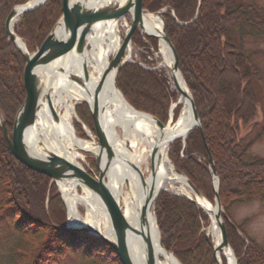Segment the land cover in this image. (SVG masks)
<instances>
[{"label":"trees","instance_id":"1","mask_svg":"<svg viewBox=\"0 0 264 264\" xmlns=\"http://www.w3.org/2000/svg\"><path fill=\"white\" fill-rule=\"evenodd\" d=\"M27 0H0V111L10 133L16 112L25 97L24 59L4 32V21L14 4ZM155 12L168 7L162 17L165 32L177 55V67L200 118L193 128L171 145L169 158L199 192L213 202L207 156L219 178L218 196L226 238L238 264H264V247L235 223L229 209L243 201H264V158L249 157L240 131L256 114L250 88L252 78L264 95V72L245 41L264 35V0H142ZM62 13L61 0H46L23 13L14 26L26 49L38 47ZM181 22V23H178ZM134 39L144 49L156 48L155 39ZM142 61L149 63L145 56ZM164 70L145 69L125 62L115 75V85L135 109L164 123L176 98L168 88ZM77 110L93 131L88 107ZM173 109V119L177 114ZM94 132V131H93ZM183 143V144H182ZM153 213L160 240L180 264H215L205 234L208 215L190 200L161 190ZM65 209L50 178L35 172L9 154L0 130V264H121L114 251L96 236L64 229ZM222 264L225 259L220 255Z\"/></svg>","mask_w":264,"mask_h":264},{"label":"bare ground","instance_id":"2","mask_svg":"<svg viewBox=\"0 0 264 264\" xmlns=\"http://www.w3.org/2000/svg\"><path fill=\"white\" fill-rule=\"evenodd\" d=\"M42 0H30L34 5ZM86 8H99L107 4L122 3L124 0H73ZM21 7L15 8L11 25L18 18ZM119 21L128 26L124 17L118 20H101L92 24L85 36V49L81 54L66 51L48 64L35 70L41 94L34 124L25 132L23 142L26 148L38 157L50 153L82 166L85 153L97 152L94 139L79 137L74 129L75 105L86 102L95 106L99 122L114 158L108 164L105 183L112 197L120 207L124 218L134 229L127 230V246L135 264H144L145 243L148 239L156 264H179L159 243L158 232L151 213V200L157 191L178 184L183 194L190 195L185 178L178 174L168 158V149L174 137H184L192 124L189 101L183 93L187 88L182 77L176 73L175 84L179 88L177 103L181 106L174 122L159 128L151 117L134 112L123 101L113 84L114 70L109 68L113 52L121 42ZM145 31L158 36V51L161 65L172 64L167 45L162 40V23L152 13L142 16ZM54 35L62 36V25L54 28ZM17 45L24 48L21 40ZM75 75L80 83L72 80ZM172 79V78H171ZM55 114V118L53 113ZM92 137V136H91ZM154 155L152 156V151ZM102 154L100 167L104 165ZM152 165V170L150 166ZM62 200L66 206L68 223L86 225L107 237L112 230L105 207L99 197L72 177L58 182ZM80 187V192L77 190ZM198 203L209 213L212 222L210 233L215 245L220 244V234L213 214L215 208L198 199ZM82 205L85 216L81 219L78 206ZM228 264H234L231 251L224 249Z\"/></svg>","mask_w":264,"mask_h":264},{"label":"water","instance_id":"3","mask_svg":"<svg viewBox=\"0 0 264 264\" xmlns=\"http://www.w3.org/2000/svg\"><path fill=\"white\" fill-rule=\"evenodd\" d=\"M29 1L30 0H27L25 3L14 4L11 10L9 11V13L7 14L5 21H4V32L9 37V39L12 41V43L15 45V47L19 50V52L22 54L23 59H24L23 83H24V88H25V97H24V100L21 106L19 107L18 111L15 114V117L12 123L11 134L8 133L5 127V120L0 111V130H1V136L5 142V146L9 154L12 155L18 162H20L21 164H23L24 166H26L27 168L35 172L41 173L49 177L51 182L58 184V182H61L63 179L72 177L76 179L78 182H80L83 186H85L92 193L97 195L105 207L113 236L111 238L107 237L104 234L96 231L94 228L88 227L86 225L76 226V225L69 224L67 215H66L67 218L64 224V229L80 230V231L89 233L93 236H96L114 251V253L119 258L121 264H135L128 250L127 234H126L128 229H133V228L128 224V222L124 218V215L120 207L118 206V204L112 197L105 183L107 167L111 159L114 158V156L106 140L105 133L100 126L99 114H98L96 107L95 106L90 107L86 102H84L87 105L91 118H92L94 136H95L94 141L97 146V152H92V151L88 152L94 157V160H95V165L97 169V175L95 176L92 174H89L82 166L73 164L56 154L50 153L46 157H38L32 154L24 145L23 137H24L25 132L34 124L35 117L38 111V104H39V98L41 94L40 92L41 88H40V84H39L37 75L35 73V70L39 67H42L48 64L55 57L59 56L60 54L65 53L66 51L71 50L77 54H81L85 49V42H84L85 36L93 23L97 21H101V20H118L121 17H124L125 15H128L129 24L123 32L120 45L113 52V54L111 55L110 61H109V68H112L114 70L113 84H114L115 90L118 91L120 96L123 98L124 103L130 109H132L136 113H140V114L151 117L154 123L159 128H162L165 125L171 123L172 122V109L176 106V104H178L177 101L169 107L168 120L165 124H163L153 115L137 110L134 107H132L124 99L121 92L118 90V88L115 85V75L117 71L120 69V67L127 60L126 59L127 55L125 54H126V51H128L130 48V41H131V37L133 33L136 30H139L140 34H142L143 36L154 38L157 41H158V36L154 33H149L145 31L143 21H142V16L145 12V9L142 7V0H124L121 4L120 3L107 4V5L101 6L99 8H94V9L86 8L84 5H82L81 3L77 1L61 0L62 13H61L60 18L58 19L56 24L53 26V28L50 30V32L46 35V37L43 39V41L38 46V48L34 50L33 52H29L26 49L25 45L23 49L17 45V40H20V38L13 32V25H11V21L15 16L16 7H21V11L19 14V16H21L25 12L32 11L38 8L46 0H42L41 2L36 3L34 5H27ZM165 10H169L173 15L172 10L168 7L152 12V14L157 15L161 20V23H162L161 38L167 45L170 56L172 58V64L171 66L167 68V70L169 72L170 77L172 78L176 91L179 92V88L175 84L174 75L176 73H178L181 77L182 75L177 67V55H176L175 49L165 32V22L162 17V13ZM59 23L62 25V36L61 37L54 35V28ZM178 23H181V22H178ZM70 78L80 83L79 79L75 75L71 74ZM187 91H188L187 93H183V94L184 96L188 98V101H189V108H190V112L192 115V124L187 129L185 136L194 127H198L199 129L201 127L200 118L198 116L194 101L192 99V96L188 88H187ZM52 113L55 118V114L53 111ZM75 119L79 121L77 118ZM255 123L256 121L253 119L244 128H242L240 131L241 137L244 136V134L242 133V130L243 131L247 130L249 127H251ZM87 135L90 138L92 136L91 133ZM185 136L181 137L182 140H184ZM177 138H180V136L174 137L173 140ZM154 152L155 151L153 150L152 156L154 155ZM102 154L105 157V161H104V165L100 167V159L102 157ZM206 162H207V167L209 168L211 185H212L213 192H214L212 204L199 192V190L190 182V180L182 172H180L173 166L174 170L185 178L188 188L191 191V195L177 194V193L175 194L185 197L186 199L195 203L197 206L201 207L203 211L208 215L210 222H212V219L209 213L207 212L206 209L203 208V206H201L198 203V199H202V201H204L205 203L211 204L215 208V213L213 214V218L219 230L220 244L215 245L212 238L209 239V242L212 246V253H213L215 264H222L220 256H219V252L223 251L224 249L231 251L234 264H238V261L235 258L227 242L226 229H225V224H224L223 217H222L224 216V214H222L223 210H222V206L220 204L219 196H218L219 178L213 168L214 164L209 154L207 156ZM150 168L152 170V165L150 166ZM159 191H157V193L154 195V197L151 200L150 210H152L153 201L157 197ZM66 214H67V210H66ZM153 218L155 221L154 215H153ZM155 225H156V222H155ZM156 230L158 232L157 226H156ZM134 231L139 232V230H134ZM206 236L207 238H209L207 233H206ZM158 237H159V243L162 246L159 232H158ZM143 240L145 243L144 264H156V259L154 257V253L149 244L148 239L144 237ZM167 253L172 255V253L170 252H167ZM223 256L226 259V264H228L227 258L224 253H223ZM177 262L180 264L178 260Z\"/></svg>","mask_w":264,"mask_h":264},{"label":"rangeland","instance_id":"4","mask_svg":"<svg viewBox=\"0 0 264 264\" xmlns=\"http://www.w3.org/2000/svg\"><path fill=\"white\" fill-rule=\"evenodd\" d=\"M145 12H148V11H145ZM148 13H152V12H148ZM19 18H20V16H19ZM19 18H17L16 21L14 22L13 30H14V26L18 22ZM124 20L126 21L127 24L129 23L128 15L124 16ZM119 25H120L119 33H120V36L122 37L123 32L125 30L124 22L119 21ZM137 33L140 37L143 36L142 34H140L139 30H137ZM20 40L25 45V42L21 38H20ZM155 41H156L155 42V45H156L155 49H153L151 47H148V49H144L134 39H131L130 48L128 51H126V54H125V55H127L126 62H136V63H138V65H140L142 68H145V69H152V70L162 69V70H164L165 75L168 79V82H167L168 88L170 91H174L176 94V98L170 104V106H171L172 104H174L177 101L178 92L176 91V89L174 87L173 81H172V79H171V77L167 71V68L165 66L161 65V59L162 58H161L159 51H158V41L156 39H155ZM25 47H26V45H25ZM37 48L38 47H36V48L34 47V48H32V50H28V49L27 50L29 52H33ZM244 49L247 51H255V50L264 51V35L259 36L258 38L247 39L245 41V44H244ZM142 56H145V59L149 63L142 61ZM253 56H254L253 61L256 65V67L261 72H264V57L260 56V55H253ZM250 88L253 91V95H254L256 102H258L257 107H256V114L254 116V120L256 121V123L254 125H252L251 127H249L247 130H244V131L242 130V133L244 134V136H243V140H242L241 144H242V147H244L245 153L247 156L264 158V95L262 93V89H261L260 84L256 81L255 78L251 79ZM83 104H85V103L80 102V103L75 105L74 113L76 116H77V110L78 109L81 110V108H83L82 107ZM176 108L178 111H177L175 118L172 119V122H174L177 119L181 106L179 104H176V106L174 107V110ZM168 111H169V109H168ZM172 114H173V112H172ZM90 117H91V115H90ZM172 118H173V115H172ZM77 119L79 121H77L76 119L73 120V126H74L76 134L79 137L84 138V139H92V138L95 139L94 132H93L94 128H93L92 118H91V124H92L93 131H91L87 127V125L84 124L80 120V118H78V116H77ZM167 120H168V118H167ZM167 120L163 124H165L167 122ZM11 128H12V126H11ZM90 133L92 134L91 138L88 137V135H87ZM9 134H11V129H10ZM180 139L184 143V140H182V138H180ZM172 144L173 143L170 144L169 149H168V154H167L168 158H169V152L171 150ZM169 160H170V158H169ZM170 162H171V160H170ZM80 163H81L82 167L89 174H92L94 176L97 175L95 160H94V157L90 153H88V152L85 153V158H84V160H81ZM54 185L56 186L57 191H58L59 196H60V199H61V193L58 189L59 186L57 183H54ZM178 187H179L178 184H173L171 187L168 186V187H165V189H161V190L169 191V192H172L174 194L175 193L183 194L177 190ZM77 190L80 192V190H81L80 187H77ZM188 192L191 195L190 189H188ZM155 199H154V201H155ZM61 201H62V199H61ZM154 201L152 204V210H151L152 213H153V208H154ZM62 203H63V201H62ZM210 203L212 204V202H210ZM63 205H64V209H65L64 216H65V220H66V218H67L66 206L64 203H63ZM78 212L81 216V219L84 218L85 212H84V208L82 205L78 206ZM229 214H230L231 219L235 223H237V224L242 223L243 224V229L245 230V232L247 233V235L249 237L253 238L258 244H260L261 246L264 247V201H259L257 199L243 200V201L233 205L229 209ZM210 225H211V222L209 220V223L207 224V226L204 229L205 234L206 233L208 234L209 239L212 238V235L210 233ZM167 252L172 253L171 251H167ZM172 255L174 256L173 253H172ZM224 259H225V257H224ZM225 264H226V259H225Z\"/></svg>","mask_w":264,"mask_h":264}]
</instances>
